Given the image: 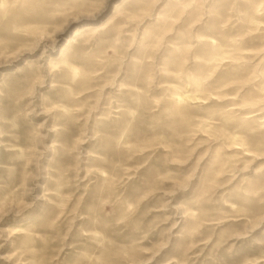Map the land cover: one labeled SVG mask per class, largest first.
Segmentation results:
<instances>
[{
  "label": "rangeland",
  "instance_id": "obj_1",
  "mask_svg": "<svg viewBox=\"0 0 264 264\" xmlns=\"http://www.w3.org/2000/svg\"><path fill=\"white\" fill-rule=\"evenodd\" d=\"M0 264H264V0H0Z\"/></svg>",
  "mask_w": 264,
  "mask_h": 264
},
{
  "label": "bare ground",
  "instance_id": "obj_2",
  "mask_svg": "<svg viewBox=\"0 0 264 264\" xmlns=\"http://www.w3.org/2000/svg\"><path fill=\"white\" fill-rule=\"evenodd\" d=\"M179 100V99H178ZM234 136V135H233Z\"/></svg>",
  "mask_w": 264,
  "mask_h": 264
}]
</instances>
